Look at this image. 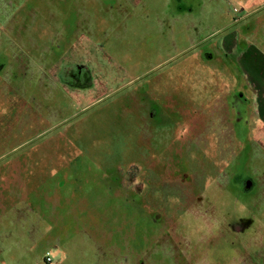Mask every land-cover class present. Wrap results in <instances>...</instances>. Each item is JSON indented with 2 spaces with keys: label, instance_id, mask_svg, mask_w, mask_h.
<instances>
[{
  "label": "rangeland",
  "instance_id": "obj_1",
  "mask_svg": "<svg viewBox=\"0 0 264 264\" xmlns=\"http://www.w3.org/2000/svg\"><path fill=\"white\" fill-rule=\"evenodd\" d=\"M235 79L264 110V0H0V264H264Z\"/></svg>",
  "mask_w": 264,
  "mask_h": 264
},
{
  "label": "flooded vegetation",
  "instance_id": "obj_2",
  "mask_svg": "<svg viewBox=\"0 0 264 264\" xmlns=\"http://www.w3.org/2000/svg\"><path fill=\"white\" fill-rule=\"evenodd\" d=\"M207 51L204 54V57L206 59L212 60L215 58L216 52L215 49L212 47H206ZM216 50H221V53H225V51L222 49V47L218 48ZM232 63H229L231 65ZM73 73H71L70 76H72ZM236 85L232 86L230 89H226L227 92L225 93L226 97L221 98L220 100L221 105H222V112L224 113L225 117L227 118V127L224 128L227 130V134L229 135L231 141L230 142H225L224 145H231L234 147V149L237 152L243 153L242 150H246L249 148L247 147V144H242V134L245 132V128H249V126H252V122L255 118L254 115V110L255 106L253 103L252 96L249 95L248 91V85H244L241 81L238 79H235ZM238 87H244L238 88ZM156 115V114H155ZM158 115V114H157ZM252 119H254L252 121ZM225 134V133H223ZM246 134V132H245ZM209 135V132L207 136ZM211 139V138H210ZM207 137V142L210 143V140ZM217 142H220L221 144V137H218ZM252 141L249 143L251 145ZM159 217L161 218L162 215L159 214Z\"/></svg>",
  "mask_w": 264,
  "mask_h": 264
},
{
  "label": "crops",
  "instance_id": "obj_3",
  "mask_svg": "<svg viewBox=\"0 0 264 264\" xmlns=\"http://www.w3.org/2000/svg\"><path fill=\"white\" fill-rule=\"evenodd\" d=\"M181 12H183V11H185V12H187V11H191V10H193V9H190L189 7H184V6H180V8H178ZM237 22V21H236ZM235 23V22H234ZM231 27V26H230ZM229 28V27H228ZM228 28H226V29H228ZM222 49L226 52H229L228 51V47H222ZM231 51L233 52V51H235V52H237V49H235V46H233V47H231ZM246 84L248 85V88H260V84H258V83H253V82H251V83H248V81L246 82ZM261 90V89H260ZM255 91V90H254ZM250 93V92H249ZM255 93H257V90H256V92ZM251 95V94H250ZM261 98L263 99V102H264V93H262V91H261ZM256 97H258V93H257V96ZM252 99H253V103L257 106H255V110H254V115H255V118L256 119H258V120H260V121H263L264 120V110H261V103L260 104H258L257 105V103L259 102L258 100L256 101V99H255V96H253V94H252ZM262 114V115H260V113ZM258 113H259V115H258ZM257 123V122H256ZM256 123H254V122H252V125H255Z\"/></svg>",
  "mask_w": 264,
  "mask_h": 264
},
{
  "label": "built area",
  "instance_id": "obj_4",
  "mask_svg": "<svg viewBox=\"0 0 264 264\" xmlns=\"http://www.w3.org/2000/svg\"><path fill=\"white\" fill-rule=\"evenodd\" d=\"M47 262L50 264L53 263V259L50 255L47 256Z\"/></svg>",
  "mask_w": 264,
  "mask_h": 264
},
{
  "label": "trees",
  "instance_id": "obj_5",
  "mask_svg": "<svg viewBox=\"0 0 264 264\" xmlns=\"http://www.w3.org/2000/svg\"><path fill=\"white\" fill-rule=\"evenodd\" d=\"M50 264V263H49Z\"/></svg>",
  "mask_w": 264,
  "mask_h": 264
}]
</instances>
